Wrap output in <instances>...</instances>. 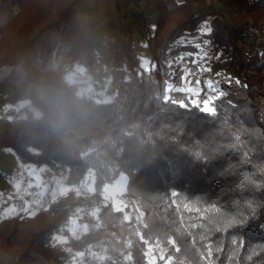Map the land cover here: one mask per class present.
<instances>
[{
    "label": "trees",
    "instance_id": "16d2710c",
    "mask_svg": "<svg viewBox=\"0 0 264 264\" xmlns=\"http://www.w3.org/2000/svg\"><path fill=\"white\" fill-rule=\"evenodd\" d=\"M219 1L220 10L213 2L203 8L204 0H150V25L146 7L130 21L125 4L113 0L108 14L115 23L105 34L99 22L82 23L77 0H0V85H10L0 105L28 101L38 112L0 124V151L8 148L23 164L54 170L57 161L32 151L54 148L60 156L55 174L66 169L65 185L76 186L92 171L95 197L105 185L124 182V193L139 197L147 210L145 226L124 217L125 205L109 202L99 206L97 226L88 224V233L123 219L133 263L147 264L144 249L158 242L176 259L171 264H264V38L258 36L264 0ZM204 22L213 30L200 35ZM138 23L148 70L135 65ZM97 38L107 67L96 54ZM181 39L209 41L212 56L227 68L216 80L226 93L216 101V117L164 100L166 83L181 87L186 65L197 67L191 57L176 62L179 54L197 51ZM248 39L255 42L246 48ZM73 63L91 78L109 74L110 93L102 99L78 94V85L66 79ZM205 75L200 100L207 94ZM226 217L235 223L225 226ZM65 218L60 211L50 222L39 221L38 231L30 219L18 222L21 229L3 225L0 238L11 254L5 264H53L61 245L47 240Z\"/></svg>",
    "mask_w": 264,
    "mask_h": 264
},
{
    "label": "rangeland",
    "instance_id": "374dc122",
    "mask_svg": "<svg viewBox=\"0 0 264 264\" xmlns=\"http://www.w3.org/2000/svg\"><path fill=\"white\" fill-rule=\"evenodd\" d=\"M126 1L128 2V0H118L121 5L126 4ZM149 1L146 0V3H149ZM204 1L203 8L213 2L216 10L221 9L219 0ZM113 5L112 0H99L95 5L87 2V0H77V8L80 9L78 17L82 20V23L88 20L98 23L105 14L107 15L113 11ZM144 13L147 16L148 24L151 25L153 20L151 18H153L154 13L148 7H146ZM129 20L132 21L131 16H129ZM137 25V32L135 30L133 32V35H136L135 49L139 54L135 56V65L148 70L150 64L147 56L143 53L144 42L139 39L140 23ZM104 33L107 34V31ZM258 36L264 38V17L260 22ZM204 41H197L202 45L204 52L207 53L197 67L202 66L210 69V71H203L192 76L193 85L195 80L200 79L204 72L207 73L204 82L212 80L215 83L219 75L227 70L218 59L212 56V47L209 41L207 44H204ZM101 42L98 38L95 40V50L97 56L103 59L104 66L107 67L108 60L105 58ZM254 42L255 39H248L245 44L246 48L251 47ZM197 67L187 64L185 70L195 71ZM66 79L68 83L78 85V94L93 95L96 99H102L112 90L109 74L98 73L96 77L91 78L79 63H73L67 67ZM200 88L202 89L201 85ZM9 90V84L0 85V98L7 95ZM28 110L35 112L36 115L38 114L35 106L28 101H21L12 107L0 105V124L5 120L22 116ZM32 151L49 161H57L54 170L59 169L60 156L54 148L38 149L33 147ZM54 170L48 164L40 166L23 164L8 148H3L0 151V230L6 224L21 229L22 225L18 222L30 219L33 222L29 226L38 231L39 221L50 222L60 211H65L66 218L63 220L61 227L55 230L47 240V245H61L59 253L52 259L53 264H137V260L133 263L131 255L128 254L133 251V248L131 238L125 230L123 219L113 227H96L93 233H88V224L94 227L97 226L96 221L93 222V220H95L94 218L101 204L110 202L115 208H124V204L122 201L120 202V197L125 196L132 201H136L139 207L145 211L143 218V226H145L147 210L141 206L140 198L125 194V183H119L118 181L105 185L100 196L95 197L93 194L92 171H88L78 185L67 186L64 183L66 169H64L62 176L56 175ZM54 176L58 177L57 180L54 179ZM84 205L88 208L90 214L84 209ZM89 216H93L94 218L91 217L93 220L89 219ZM64 231L67 235L63 233ZM100 231L102 233H99ZM110 231H114L119 242L118 245L115 240L110 242V236L106 234ZM103 238L107 241V245L104 244ZM168 242L176 253L178 250L176 239L170 235ZM3 243L2 238H0V263L5 264L9 261L11 254L5 251ZM14 249L17 250L18 246H15ZM161 251H164V259H160ZM144 253L147 264H151L153 256H155V264H168L169 260L176 261L174 256L169 254L167 249L158 242L148 243Z\"/></svg>",
    "mask_w": 264,
    "mask_h": 264
},
{
    "label": "snow or ice",
    "instance_id": "6c2138e0",
    "mask_svg": "<svg viewBox=\"0 0 264 264\" xmlns=\"http://www.w3.org/2000/svg\"><path fill=\"white\" fill-rule=\"evenodd\" d=\"M212 27L204 22L200 25L199 33L200 35H207L212 32ZM179 44L187 46L188 43L192 44L197 52H183L176 57L177 63H182L187 61L189 57H191V62L193 65H199L200 61L204 59L207 55L204 52L203 47L200 43H198L195 39L190 41H185L183 39L178 41ZM208 41H204V44H207ZM172 66V62H169L168 67ZM203 71H210V69L204 68L202 66H198L195 71L192 70H184L183 75L181 76V87H174L172 83H166L165 89V102L171 101L173 104L177 105L180 108H188L189 106L195 107L199 109L201 113H204L210 117L217 116V107L216 101L222 99L226 93L220 88L219 82H213L212 80L205 81V86L207 88V94L203 100H200L199 97L201 95L202 89L200 88L201 81L200 79L195 80V84L193 85L192 76L198 75V73ZM238 82V81H237ZM172 92H180L185 94L184 99H173L171 96ZM187 100V103L185 102ZM231 103V101H230ZM236 142H239L240 137L237 135L234 137ZM198 158H204L203 154L200 152L195 153ZM185 209L191 210L188 205H184ZM214 212H218V209H212ZM223 223L225 226L235 223L234 218H225ZM207 256L210 258L212 255L211 245H208ZM203 258V257H202ZM160 259H164V251L160 252ZM151 264H155V256L151 258ZM168 264H171V260H169ZM209 264H211L209 260Z\"/></svg>",
    "mask_w": 264,
    "mask_h": 264
},
{
    "label": "built area",
    "instance_id": "2783aa9c",
    "mask_svg": "<svg viewBox=\"0 0 264 264\" xmlns=\"http://www.w3.org/2000/svg\"><path fill=\"white\" fill-rule=\"evenodd\" d=\"M145 7H146V3L144 0H138L137 2L130 0L125 4L124 10L129 16H131V19L133 21V15L141 11ZM113 23H115V18L113 17L112 14H107L103 17V19L98 23L96 27L97 28L104 27L105 31H108V28ZM57 178H58L57 176H54L55 180H57ZM120 199L126 207L125 217H133L134 220L138 221L141 225H143V218L145 215V211L139 207L138 203L136 201H132L128 199L125 196H121ZM86 211L88 212V214H90L88 209ZM91 217L94 218L93 216H89V219L93 220ZM99 233H102V231H100ZM106 234L110 236L109 238L111 240L110 242L115 240L117 242V245L119 244L114 231L107 232ZM103 242L105 245H107V241L105 240V238H103ZM125 245L127 246L126 243Z\"/></svg>",
    "mask_w": 264,
    "mask_h": 264
},
{
    "label": "crops",
    "instance_id": "0c3cea01",
    "mask_svg": "<svg viewBox=\"0 0 264 264\" xmlns=\"http://www.w3.org/2000/svg\"><path fill=\"white\" fill-rule=\"evenodd\" d=\"M113 1V0H112Z\"/></svg>",
    "mask_w": 264,
    "mask_h": 264
}]
</instances>
